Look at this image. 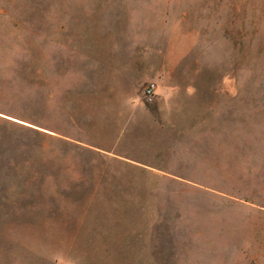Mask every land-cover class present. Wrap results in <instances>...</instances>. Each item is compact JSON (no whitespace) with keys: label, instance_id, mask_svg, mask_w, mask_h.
I'll return each mask as SVG.
<instances>
[{"label":"rangeland","instance_id":"obj_1","mask_svg":"<svg viewBox=\"0 0 264 264\" xmlns=\"http://www.w3.org/2000/svg\"><path fill=\"white\" fill-rule=\"evenodd\" d=\"M0 264H264V0H0Z\"/></svg>","mask_w":264,"mask_h":264},{"label":"built area","instance_id":"obj_2","mask_svg":"<svg viewBox=\"0 0 264 264\" xmlns=\"http://www.w3.org/2000/svg\"><path fill=\"white\" fill-rule=\"evenodd\" d=\"M157 86L154 82L148 83L143 92L144 100L147 103H153L156 98Z\"/></svg>","mask_w":264,"mask_h":264},{"label":"crops","instance_id":"obj_3","mask_svg":"<svg viewBox=\"0 0 264 264\" xmlns=\"http://www.w3.org/2000/svg\"><path fill=\"white\" fill-rule=\"evenodd\" d=\"M136 161H137V163H138V164H140V163H144V162H143V161H141V160H136ZM152 169H153V170H158V169H157V168H155V167H152ZM166 170H170V169H166Z\"/></svg>","mask_w":264,"mask_h":264}]
</instances>
